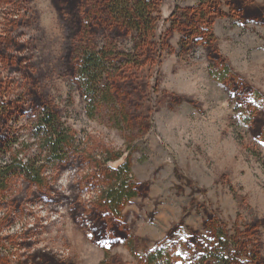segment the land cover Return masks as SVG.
I'll list each match as a JSON object with an SVG mask.
<instances>
[{"label": "rangeland", "instance_id": "1", "mask_svg": "<svg viewBox=\"0 0 264 264\" xmlns=\"http://www.w3.org/2000/svg\"><path fill=\"white\" fill-rule=\"evenodd\" d=\"M154 1L140 30L116 0H0V158L39 179L0 192V264H264V0Z\"/></svg>", "mask_w": 264, "mask_h": 264}, {"label": "trees", "instance_id": "2", "mask_svg": "<svg viewBox=\"0 0 264 264\" xmlns=\"http://www.w3.org/2000/svg\"><path fill=\"white\" fill-rule=\"evenodd\" d=\"M116 2L115 14L122 17L127 23L135 25L140 30L147 29L151 22V12L156 8V1L116 0ZM144 25H146V28ZM80 59L81 63L76 72L78 80L85 91L86 97L94 105L102 95H106L108 92V88L103 83L101 84L106 72L105 55L104 52L85 49ZM35 128L38 130V134L40 135L41 133L45 139V144L49 147L50 154H56L60 148L65 146L66 138L59 131V121L50 109L45 108L42 111ZM9 148L10 146L7 143L2 147L0 146V155L2 154L6 158L10 152ZM17 157L13 156L10 159L0 158V192L7 188L10 178L14 173L31 174L33 181L39 180L37 177L38 173L33 171L29 164L23 163ZM157 257L154 260L155 264H159V258Z\"/></svg>", "mask_w": 264, "mask_h": 264}]
</instances>
